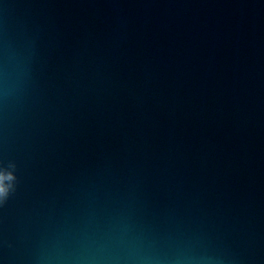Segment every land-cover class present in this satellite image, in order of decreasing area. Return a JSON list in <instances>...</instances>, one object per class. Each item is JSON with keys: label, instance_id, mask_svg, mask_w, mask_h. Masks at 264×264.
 <instances>
[{"label": "water", "instance_id": "1", "mask_svg": "<svg viewBox=\"0 0 264 264\" xmlns=\"http://www.w3.org/2000/svg\"><path fill=\"white\" fill-rule=\"evenodd\" d=\"M0 264H264V0H0Z\"/></svg>", "mask_w": 264, "mask_h": 264}, {"label": "clouds", "instance_id": "2", "mask_svg": "<svg viewBox=\"0 0 264 264\" xmlns=\"http://www.w3.org/2000/svg\"><path fill=\"white\" fill-rule=\"evenodd\" d=\"M16 164L10 162L7 169H0V206H3L16 190L17 176L15 173Z\"/></svg>", "mask_w": 264, "mask_h": 264}]
</instances>
